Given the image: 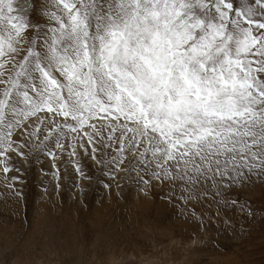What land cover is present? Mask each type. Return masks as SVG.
<instances>
[{
    "label": "snow or ice",
    "instance_id": "snow-or-ice-1",
    "mask_svg": "<svg viewBox=\"0 0 264 264\" xmlns=\"http://www.w3.org/2000/svg\"><path fill=\"white\" fill-rule=\"evenodd\" d=\"M64 157L78 189L88 159L110 193L254 215L233 193L264 182V0H0L4 186L23 200L9 173L46 159L59 190Z\"/></svg>",
    "mask_w": 264,
    "mask_h": 264
},
{
    "label": "rangeland",
    "instance_id": "rangeland-1",
    "mask_svg": "<svg viewBox=\"0 0 264 264\" xmlns=\"http://www.w3.org/2000/svg\"><path fill=\"white\" fill-rule=\"evenodd\" d=\"M66 162L57 161L59 190L40 172L52 171L50 161L20 162L23 175L9 177L24 181L16 185L23 200L0 175V264H264V182L233 193L252 216L210 201L187 205L193 216L161 199L166 189L145 196L113 185L110 193L88 159L81 163L93 181L81 180V191Z\"/></svg>",
    "mask_w": 264,
    "mask_h": 264
}]
</instances>
